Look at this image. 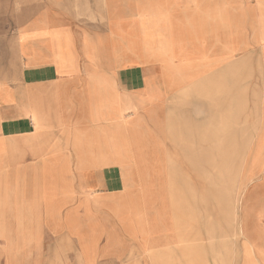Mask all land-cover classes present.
I'll return each instance as SVG.
<instances>
[{"label": "crops", "instance_id": "crops-1", "mask_svg": "<svg viewBox=\"0 0 264 264\" xmlns=\"http://www.w3.org/2000/svg\"><path fill=\"white\" fill-rule=\"evenodd\" d=\"M222 261L264 264V0H0V264Z\"/></svg>", "mask_w": 264, "mask_h": 264}, {"label": "rangeland", "instance_id": "rangeland-1", "mask_svg": "<svg viewBox=\"0 0 264 264\" xmlns=\"http://www.w3.org/2000/svg\"><path fill=\"white\" fill-rule=\"evenodd\" d=\"M221 163H215V169L216 170H221ZM220 173V172H219ZM223 178H217L215 180V187H216V198H217V203H218V214H219V219H220V235H221V242H222V232L225 234V224L226 220L223 217V214L225 213V189L223 187ZM235 178H227V182L229 184V193L227 194L229 203L234 202L235 199ZM232 204V203H231ZM58 256L57 254H55ZM223 264V261L221 262Z\"/></svg>", "mask_w": 264, "mask_h": 264}]
</instances>
